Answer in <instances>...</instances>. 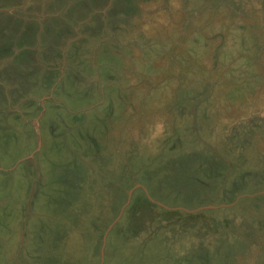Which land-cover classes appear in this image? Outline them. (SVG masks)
Masks as SVG:
<instances>
[{
	"label": "rangeland",
	"instance_id": "rangeland-1",
	"mask_svg": "<svg viewBox=\"0 0 264 264\" xmlns=\"http://www.w3.org/2000/svg\"><path fill=\"white\" fill-rule=\"evenodd\" d=\"M84 2L0 0V194L26 189L15 167L25 136L41 134L37 195L18 199L17 211L0 207V264H43L26 244L36 247V223L44 243L57 244L61 225L50 220L48 233L40 223L54 217L72 231L66 264L90 262L89 249V264H264V72L257 81L231 66L223 82L228 60L208 63L206 44L221 14L241 23L248 13L229 0H108L80 19ZM253 33L264 44L260 24ZM241 38L238 53L250 44ZM91 47L81 57L91 66L78 70L76 49ZM103 48L115 50L102 57ZM200 74L197 100L181 96ZM258 82L255 104L242 107L241 90ZM176 107L188 114L181 125ZM26 199L32 208L21 210ZM90 226L100 231L95 252L90 237L75 236Z\"/></svg>",
	"mask_w": 264,
	"mask_h": 264
},
{
	"label": "crops",
	"instance_id": "crops-1",
	"mask_svg": "<svg viewBox=\"0 0 264 264\" xmlns=\"http://www.w3.org/2000/svg\"><path fill=\"white\" fill-rule=\"evenodd\" d=\"M229 1L236 7V9L245 10V12L248 13L247 15L249 17H246V19H244L241 23H238L236 19H230L232 22L229 19H225L224 17L226 14L220 15L217 22H218V24H220L221 27H219L218 25L213 26V28L210 30V32L206 36L207 37L206 44H208V46H209L208 52H210V55H208L209 56V62L208 63H212V61L216 60L217 56L220 60L223 57H225V60H228L227 64H225L226 66L223 67V73L221 74V77H219L223 82H227L226 78L224 77V74L229 73V71H226V70H227V68H229L231 66L233 67L232 72L235 73L236 75L239 74V72L242 73V74H239L235 77H241L243 75H246V76H250V77H255V79L258 81V76H254V74L255 73L258 74V67H259V70L261 72H264V48H263L264 44H263V40L261 39V37H259L257 34H255L253 32H255V26L258 27L259 24H260L261 29L264 30V13L262 12L264 10V5H263L264 0H249V1L248 0H233V1L229 0ZM76 2H84L83 3L84 5L81 6V12L79 11V18L84 19V16H85V18H87L86 9L97 10L98 8H101L102 5L107 4L108 0H76ZM155 2H153V3H155ZM157 7H158L157 5H153L152 8H153V10H155ZM78 8H80V7H78ZM250 14H253V15L250 16ZM257 16H260L261 19H258ZM228 20L230 22H227ZM204 23L209 24L208 20H205ZM214 30H216V31L214 32ZM226 31H228V32H226ZM247 32H249V33H247ZM189 35H190L189 33H187V34L185 33L183 35L180 34L178 36V38L179 39H181L183 37L188 38ZM240 35H242L241 39L247 38V43L250 42V44L247 47H245L244 51L238 53V50H235V44L238 43L237 39ZM221 36H224V37L226 36V39L228 37H230L229 40L227 39L229 42L234 41L232 48L227 49V43H228V47H229L228 41L227 42H224V41L220 42L219 41V39H221ZM197 39L198 38H196L194 36L192 37L193 41H196ZM211 39H212V42L215 40L218 41V42H214L213 52L210 51ZM96 40H97L96 37H93V38H90L86 41L94 42ZM176 44H178V43L176 42ZM103 49H105V50H102L100 53V56H102V57H107V55L109 53H111V50H115V48L114 49L103 48ZM86 50H88L89 52L88 53H82ZM217 53H218V55H217ZM223 53H225V55H223ZM59 55H61V54H57L58 57H59ZM82 56L90 59L89 57L93 56V48L91 47L90 49H83V48L76 49L74 56H73L74 57L73 63L75 64L74 65L75 68H78V70L83 69L86 66H89V67L91 66V64L85 65L83 63L84 61H86L85 60L86 58H81ZM100 62L103 63L102 67L105 66V61H100ZM247 64H250L249 66L255 67V70L254 71H250L249 69L238 70V66L247 65ZM206 69H207L206 72H209V68H206ZM104 71H107V70L105 69ZM90 72H92V71L88 70V71H82L80 73L86 74V73H90ZM77 76L80 77L79 79L77 78L80 81H84V79L86 78V75H77ZM205 78L206 77H204L203 75L200 74L197 77L191 79L189 84H187L186 87L183 89V93H180V95L185 96L190 101L197 100V98L200 96L201 88L203 87V84L206 82ZM110 79H111L110 74L105 75L104 81H109ZM179 82L177 80V88L179 86L178 85ZM58 83L60 86V82H58ZM260 84H261V82H258V83H256V85L247 86L246 88L241 90V99L243 100L242 107L255 104L254 100L252 98L250 99V95H251L250 90L251 89H258ZM68 86H69V89H71V85H68ZM80 86H82V84ZM262 88L264 89V83L263 82H262ZM61 89H62V87L58 88L59 91H61ZM64 89H65V87H64ZM95 89L98 90L99 87L96 86ZM175 90H176V86L172 87L171 94H172L173 98L176 97V94L174 93ZM117 91H122V90H117ZM61 94H62V92H61ZM45 97H47V96L43 95L41 98H45ZM59 99H62V97L59 96ZM252 100H253V102H252ZM205 101H207V100L206 99L203 100L201 102V104H199V105L204 106ZM208 101H211V100H208ZM97 105H99V104H97ZM113 105H115V104H113ZM177 106L180 107V104L178 103ZM174 110H176L175 116L178 118V120L174 121V122H176V123L180 122V125L185 121L187 122V120L183 119L182 115L185 113L180 108L176 107ZM123 114H121V115L123 116ZM185 115H186V119H188V116H187L188 114H185ZM189 116H191V115H189ZM244 117L245 116L243 114L242 118H244ZM33 134L31 133L29 136L28 135L25 136L26 137L25 145L27 144V150L25 152V155L19 158L21 167L20 168L15 167L17 169L16 181H18V184H21V185L26 184V185H24L26 187V189L23 190V193L20 195V197H19L17 191L15 192V194H9V193L4 194V195L0 194V207H5L6 203H10L11 204V211L12 210L17 211V206L19 204V203L17 204L18 199H20V201H23L24 195H26V194L28 195L29 192H31L33 196L34 195L36 196L38 193V191H36V190H38V185H39V183H37L38 177H39V172H38V164H37V162L35 163V161H34L35 160V154H34L33 145L35 143L34 140L36 141L37 137H39L41 134L39 131L34 132ZM5 164H7V163H5ZM10 164L12 165V163H10ZM4 171H6V170L0 165V172H4ZM4 176L6 177V175H4ZM107 185L105 184L102 186H107ZM29 186H30V191L28 189ZM27 199H26V204L24 205V207L21 210H27V209L32 208V205L30 206V203L27 202ZM36 202H39V201L36 200ZM33 208H34V205H33ZM38 210L39 209H37L36 211H38ZM50 220L55 221V223H59L62 227L61 236L57 237V240H56L57 244H55L52 247V245H48V244L44 243V239H42L43 233H42V238H41L40 237L41 233H40L39 226H38L39 223H36L35 228H37L39 231V237L38 238H41V243H37V240H38V238H37V240L35 241L36 247H30L28 249L27 246H28V244H30V240H29L26 244V254L35 263L42 262L43 264H66V263H64L65 255H66L64 253L65 243H67V241L70 242V240H71V239H67L66 235H68L72 232V231H70L71 228L67 229L64 222L58 217L49 218L47 221L40 222L42 224L41 229H43V228L46 229L48 233H50V229L48 226ZM35 228H34V225L31 224V220H30V229H29L28 233H30L31 236H32V233L35 231ZM87 230H90L92 235H98V233L100 232L99 227L90 226L89 228L87 227V228L77 229V231L75 230V236L76 237L79 236V238H82V237L89 238L90 237V239H92L91 241H92L93 246H94L93 250L95 252L96 251V244H98V237L96 239L94 236H91ZM25 236H27V234H25ZM86 243L88 244L87 241H86ZM20 244H21V240H20ZM60 244H62V245L60 246ZM81 247H82V245H81ZM36 250L38 252H36ZM94 252H93V254H94ZM88 253H91L90 249H89V251L88 250L86 251V255L84 258L85 259L89 258L88 261L91 262L92 257H86V256H88L87 255ZM93 254H92V256H93ZM73 258L76 259V256H74ZM90 262H86L85 264H89Z\"/></svg>",
	"mask_w": 264,
	"mask_h": 264
},
{
	"label": "trees",
	"instance_id": "trees-1",
	"mask_svg": "<svg viewBox=\"0 0 264 264\" xmlns=\"http://www.w3.org/2000/svg\"><path fill=\"white\" fill-rule=\"evenodd\" d=\"M85 193H87V191H86ZM88 195L90 196V194H88ZM87 231L90 233L91 236H94L95 238L98 237V235H92L90 230H87ZM110 233H113V231H111ZM110 233H109V234H110ZM98 234H99V233H98ZM98 238H99V237H98ZM108 238H109V235H108ZM107 243H108V240H107Z\"/></svg>",
	"mask_w": 264,
	"mask_h": 264
},
{
	"label": "water",
	"instance_id": "water-1",
	"mask_svg": "<svg viewBox=\"0 0 264 264\" xmlns=\"http://www.w3.org/2000/svg\"><path fill=\"white\" fill-rule=\"evenodd\" d=\"M110 228H111V227H109L108 231L110 230ZM108 231H107V233H108ZM107 233L105 234V237H104V246H105V244H106ZM103 248H104V247H103ZM103 260H104V257L102 258V263H103ZM102 263H101V264H102Z\"/></svg>",
	"mask_w": 264,
	"mask_h": 264
},
{
	"label": "flooded vegetation",
	"instance_id": "flooded-vegetation-1",
	"mask_svg": "<svg viewBox=\"0 0 264 264\" xmlns=\"http://www.w3.org/2000/svg\"><path fill=\"white\" fill-rule=\"evenodd\" d=\"M107 233V232H106Z\"/></svg>",
	"mask_w": 264,
	"mask_h": 264
}]
</instances>
